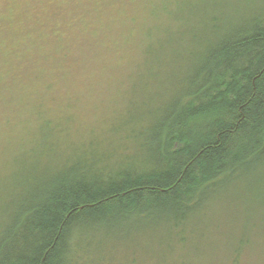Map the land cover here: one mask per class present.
Returning <instances> with one entry per match:
<instances>
[{"label": "trees", "instance_id": "1", "mask_svg": "<svg viewBox=\"0 0 264 264\" xmlns=\"http://www.w3.org/2000/svg\"><path fill=\"white\" fill-rule=\"evenodd\" d=\"M187 45L202 52L186 88L144 111L151 79L179 65L156 51ZM118 76L130 117L109 169L98 130L72 136L74 111ZM246 174H264V0H0V264H187L203 197ZM258 217L235 220L264 236ZM147 227L166 236L153 249L137 247Z\"/></svg>", "mask_w": 264, "mask_h": 264}, {"label": "rangeland", "instance_id": "2", "mask_svg": "<svg viewBox=\"0 0 264 264\" xmlns=\"http://www.w3.org/2000/svg\"><path fill=\"white\" fill-rule=\"evenodd\" d=\"M191 49V46L187 45V47L179 49H176L175 47H163L156 51L157 55L160 56H156L155 59L162 58V61L158 62L167 60L168 62H178L179 65L168 66V64L163 67L165 74L160 70L163 75L161 77L156 75L153 80L151 79L152 92L149 94L150 97L142 103V109H144V111L153 108H161L162 110V107L169 98H171L170 88L175 89V92L173 91L175 97L179 95L180 88H186L187 84H185V82L190 74L183 82L185 72L180 73L179 70L183 67V64L186 66H195L191 61L195 55L202 52L199 48L197 50L195 48L190 52ZM153 64L155 66L158 65L156 63ZM124 78H128L127 74L124 75L122 80ZM118 81L119 76L113 82L109 81L106 90L98 96L86 95L83 106L74 111L78 113L76 119L78 118L79 122L74 123L75 132L72 136L75 137L76 133L77 136H86V138H90L92 133L89 127L98 130L97 132L100 134L97 135L94 140L102 142L97 148L102 151L108 150L103 155L109 156L105 158V161L102 164H105L103 167H108L109 169H112V165L122 157V153L120 154L119 151L124 147L122 144L123 137H116V134L118 133L117 124L119 125L123 121L124 116L126 120L130 117L129 114L125 115V113L121 111L122 108L128 104L127 102H129V99L123 101L120 97L122 87L120 84L118 86ZM130 86H132V84ZM115 103L116 105L111 107ZM164 110L165 108H163V111ZM107 120L110 121L106 126L104 125V122ZM149 128L151 127L149 126ZM150 131H152V129H150ZM78 133H80V135ZM101 134L105 138L110 137L109 141L104 139ZM143 141L146 142L147 140L145 139ZM77 143H79V141ZM112 149L117 150L116 152L119 153L118 158L116 157L115 152L110 154V150ZM149 150L150 147L146 145L145 157H143L141 155V147H136L135 152L132 151L134 154L130 159H134V161H136L135 164L141 165L139 162L147 158ZM95 152L97 153L100 151L96 149ZM227 183V186L218 190L222 193H213V195L211 194L209 197H203V209L197 216L199 223L198 225H195L197 230L195 228L196 231L194 234L189 235V240L186 243L181 244L183 248L176 251L177 257L188 255H194L196 257L195 260H189L187 264H229L228 259L225 258H222L221 262L217 263L216 261V258L221 256L222 253L227 254V252L232 254H243L244 260L248 263L244 261L242 264H264V236L261 235L262 231L260 230V234L250 237L247 235V229L242 225V222L235 220L236 217H243L244 214L248 215L250 220L254 214L259 216L260 223L264 222V174L240 175L239 177L228 180ZM146 230H148V234L143 240L145 241V238L149 236L150 232L153 233L154 238L144 244L142 238ZM256 231L257 230H255V232ZM137 237L140 241L137 247L147 245L152 249L157 247L159 238H166L165 234H160L157 228L153 229L152 227L139 230L137 232ZM130 240L132 242L134 241L132 238H130ZM104 244L105 242L102 243V245ZM171 245L173 246L172 243ZM172 250L173 248L170 247L168 250L164 251L171 254ZM211 255L213 258L210 262L206 258ZM123 257V255L121 258L111 256L110 261H113L115 258L116 264H132L128 261V258L121 261ZM200 257H202V260ZM93 258L97 261L101 260V258L96 256Z\"/></svg>", "mask_w": 264, "mask_h": 264}, {"label": "bare ground", "instance_id": "3", "mask_svg": "<svg viewBox=\"0 0 264 264\" xmlns=\"http://www.w3.org/2000/svg\"><path fill=\"white\" fill-rule=\"evenodd\" d=\"M261 224V223H260Z\"/></svg>", "mask_w": 264, "mask_h": 264}]
</instances>
